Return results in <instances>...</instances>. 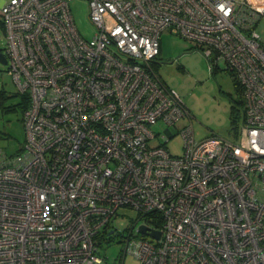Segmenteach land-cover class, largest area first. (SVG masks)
Instances as JSON below:
<instances>
[{"label": "built area", "instance_id": "2783aa9c", "mask_svg": "<svg viewBox=\"0 0 264 264\" xmlns=\"http://www.w3.org/2000/svg\"><path fill=\"white\" fill-rule=\"evenodd\" d=\"M69 1L0 4L8 73L29 100L20 151L0 149V264H104L95 238L116 235L120 207L138 212L121 264H264V0H87L89 39ZM164 30L238 83L237 142L197 140L188 123L182 154L164 145L189 117L152 65ZM157 121L163 144H150Z\"/></svg>", "mask_w": 264, "mask_h": 264}, {"label": "rangeland", "instance_id": "374dc122", "mask_svg": "<svg viewBox=\"0 0 264 264\" xmlns=\"http://www.w3.org/2000/svg\"><path fill=\"white\" fill-rule=\"evenodd\" d=\"M3 0H0V3ZM69 6L75 26L82 37L91 38L96 31L88 18L87 0H70ZM264 42V17L257 26ZM6 38L0 16V49L4 52ZM153 68L165 84L173 89L188 109L189 117H182L174 125L168 126L171 137L164 143L172 155L183 153L182 126L191 123L195 139L209 135H218L237 142L242 128V96L239 85L229 71L221 65L220 69L211 70L204 54L195 48L192 42L184 40L169 30L160 35L159 55ZM0 88L8 98L0 102V149L7 154L15 153L24 142L25 132L22 112L8 107L19 102L16 85L8 73L7 64L0 62ZM156 134L150 144H163L167 125L157 121L150 125ZM138 218V212L129 207H120L111 224L117 228L111 238H95L99 242L98 254L104 258V264H121L117 260L122 248L120 233L128 234V226ZM143 220L138 219L136 227ZM119 232V233H118ZM122 264H140L139 260L127 254Z\"/></svg>", "mask_w": 264, "mask_h": 264}, {"label": "trees", "instance_id": "16d2710c", "mask_svg": "<svg viewBox=\"0 0 264 264\" xmlns=\"http://www.w3.org/2000/svg\"><path fill=\"white\" fill-rule=\"evenodd\" d=\"M3 25V24H2ZM0 51H2L0 49ZM157 59V58H156ZM155 59V60H156ZM155 60H153V62H156ZM153 65V64H152ZM240 90V88H239ZM17 95L19 96V102H17L16 104H13L11 106H9L8 108L9 109H19L21 112L24 111V109L28 106L29 104V100H28V95L26 93H19L17 91ZM8 98V95L6 94L5 90L1 89L0 88V102H3L4 99ZM20 147L19 149L15 152V153H18L20 151ZM14 154V153H13ZM149 217V216H148ZM147 222L149 224H154V225H157L156 221L155 220H151L149 218H146ZM158 222V221H157Z\"/></svg>", "mask_w": 264, "mask_h": 264}, {"label": "water", "instance_id": "95a60500", "mask_svg": "<svg viewBox=\"0 0 264 264\" xmlns=\"http://www.w3.org/2000/svg\"><path fill=\"white\" fill-rule=\"evenodd\" d=\"M0 62L3 63V64H7V59H6V56L4 54V52L0 51ZM140 231L143 233L147 230V226L146 225H140ZM151 235H154L156 237L159 236V231L157 230H152L150 231Z\"/></svg>", "mask_w": 264, "mask_h": 264}, {"label": "crops", "instance_id": "0c3cea01", "mask_svg": "<svg viewBox=\"0 0 264 264\" xmlns=\"http://www.w3.org/2000/svg\"><path fill=\"white\" fill-rule=\"evenodd\" d=\"M1 3H2V1H1ZM1 3H0V4H1Z\"/></svg>", "mask_w": 264, "mask_h": 264}]
</instances>
